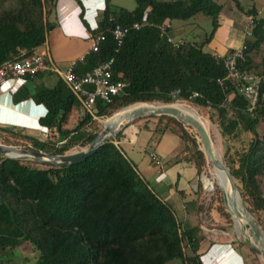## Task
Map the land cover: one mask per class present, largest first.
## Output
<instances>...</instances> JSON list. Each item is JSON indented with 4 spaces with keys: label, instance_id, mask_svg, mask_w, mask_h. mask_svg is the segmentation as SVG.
Wrapping results in <instances>:
<instances>
[{
    "label": "trees",
    "instance_id": "trees-1",
    "mask_svg": "<svg viewBox=\"0 0 264 264\" xmlns=\"http://www.w3.org/2000/svg\"><path fill=\"white\" fill-rule=\"evenodd\" d=\"M229 1L244 11L240 0ZM136 2V9L129 11L114 8L106 0L94 34H105L107 41L100 52L89 53L75 67V73L84 76L115 58L114 80L125 81L124 92L111 104L97 99L94 114L84 111L71 129L68 119L75 108L83 109L80 100L61 78L54 87L39 86L30 95L47 109L40 119L48 131L46 140L0 125V144L62 156L88 148L103 131L100 119H109L129 106L191 102L210 115L226 143L244 133L252 135L248 148L237 153V158L227 147L223 161L248 203L247 210L261 216L264 193L259 177L264 175V135L258 128L264 123V84L259 105L250 112V102L240 92L242 83L230 84L228 90L218 83L226 76V69L217 54L205 51V46L219 28L223 5L215 0ZM49 4L53 8L55 0H19L18 6L0 12V67L44 47L51 25ZM148 8V19L154 26L132 31L117 52L111 30L116 25L141 21ZM247 13L253 23L250 36L243 42L246 59L240 67L254 70L253 53L264 44V19L258 18L255 7ZM199 14L213 19V31L204 42L184 40L176 48L157 27L173 21L188 22ZM26 90H21L15 101L28 98ZM175 91L180 92L173 96ZM195 93L198 97L192 98ZM151 118H167L178 127L187 144L184 160L195 166L200 181L209 162L198 133L190 134L184 122L171 116ZM123 138L121 131L86 161L66 167L0 155V264H18L13 257L23 247L36 255L33 262L25 257L32 264H202L193 232L184 230L172 206L160 199L116 144ZM204 182L206 185V178ZM218 199V211L231 220L224 197ZM251 251L257 253V248Z\"/></svg>",
    "mask_w": 264,
    "mask_h": 264
},
{
    "label": "crops",
    "instance_id": "crops-1",
    "mask_svg": "<svg viewBox=\"0 0 264 264\" xmlns=\"http://www.w3.org/2000/svg\"><path fill=\"white\" fill-rule=\"evenodd\" d=\"M105 9L106 0H55V6L50 5L49 9L51 25L47 41L37 53H47L61 71L74 62L77 67L89 54L85 34L98 30ZM183 32L184 28L179 27L177 33ZM238 48L224 45L217 54L228 55ZM59 78L60 75L47 72L32 79L6 81L0 91V125L29 130H24L27 133L48 134L40 125L47 109L31 95L39 86L54 87ZM23 89H27L29 97L15 101ZM168 123L161 119L155 125L130 126L116 144L160 199L172 206L184 230L193 232L202 264H252V247L239 245V238L230 233V228L219 234L203 225V178L199 181L195 166L184 160L188 155L187 146L178 130ZM153 155L162 159V168L155 165ZM207 232L212 234L208 236Z\"/></svg>",
    "mask_w": 264,
    "mask_h": 264
},
{
    "label": "rangeland",
    "instance_id": "rangeland-1",
    "mask_svg": "<svg viewBox=\"0 0 264 264\" xmlns=\"http://www.w3.org/2000/svg\"><path fill=\"white\" fill-rule=\"evenodd\" d=\"M219 4L223 5V14L220 17V25L217 29L213 40L211 41L212 44H208L205 46V51L211 52V53H219L222 51V46H232L235 47H241L244 39L247 36L248 31L251 30V19L249 14L247 13L250 11L253 7L257 8L258 11V18L264 19V0H240L242 6L244 7V11L240 12L237 10L236 5L229 1V0H215ZM111 5L114 8H124L129 11H133L137 7L136 0H110ZM19 5V0H0V12L4 9H9L12 7H16ZM49 4V8L50 9ZM44 18L46 20V14H44ZM179 27L184 28L183 33H177V30ZM213 31V19L211 17L199 14L195 16L193 19H191L188 22L185 21H173L172 23V29L168 32V36L174 39L175 43L183 42L184 40L192 41L196 40L198 42H204L206 37L210 35ZM41 53V52H40ZM254 58V70L262 71L263 69V63H264V44L262 45L261 49L258 51H255L253 53ZM149 105H165L160 102L155 103H145ZM176 105H179L181 107H187L196 110L199 115L204 119V121L208 125L209 133L211 135L213 146L215 151L219 153L218 155L224 160V155L226 153L227 147H229L230 155L234 158H237V153H241L244 150H246L249 146V143L251 142L252 135L251 134H242L239 139H231L227 143L223 140L218 126L210 119V115L206 112L200 111L198 108H196L191 102L187 101H176ZM84 109L75 108L68 119L67 127L68 128H74L79 119L81 118L82 114L84 113ZM129 117H133L131 115H128ZM152 117V116H151ZM151 117H143L134 120L133 122L128 123L125 122L122 125V131H125L130 126H142L144 127L146 124H152L155 125L157 118H151ZM169 123L168 125L172 128H176L179 132L178 127L171 122L169 119L165 118ZM104 119H100V122ZM190 134L194 135L196 131L193 128H189L188 125L186 126ZM25 131H29L24 129ZM32 132V131H30ZM258 132L261 136L264 135V123H262L259 128ZM32 136L39 137L41 140H46L47 134L43 132H36V133H27ZM184 142V141H183ZM185 143V142H184ZM185 145H187L185 143ZM76 152V150L70 151L68 154ZM224 162V161H223ZM203 181L206 178V185L204 182L203 185V191H202V202L204 206V212L203 214V225L205 228L209 230H215L219 234L223 232L225 229H229L230 233L234 234L236 237L239 238L238 244L239 245H245L247 247H255L257 248V244L255 242L250 243L248 240V237L251 236V231L248 228V225L246 226V229L243 230L242 226H237L234 222V219L232 217V214L228 210V205L225 203V192L222 188L218 175L215 173V168H213L212 164L209 163L207 167V172H204L202 177ZM259 183L264 193V175L259 177ZM240 193V192H239ZM224 197V204L227 208V211L231 214V220H228L223 215L220 214L217 207L219 206V197ZM240 207L245 213L251 214L247 208L248 203L243 199V197L240 194ZM252 215V214H251ZM254 219L257 221V223L262 227L264 231V213L261 214V216L252 215ZM238 220V219H237ZM239 221V220H238ZM240 222V221H239ZM241 225L243 222H240ZM238 228V229H237ZM214 233V232H213ZM212 232H207L206 235H211ZM216 234V233H215ZM29 251V252H28ZM189 253V249L187 250ZM28 255V256H27ZM250 257H252V264H255L254 261H257V264H264V255L259 251L257 248V253H253L250 251ZM34 253L30 251V248L23 247L22 250H18L15 254L14 261H16L18 264H32L25 261V257H29L32 259V262L35 261ZM169 264H175V262H171Z\"/></svg>",
    "mask_w": 264,
    "mask_h": 264
},
{
    "label": "built area",
    "instance_id": "built-area-1",
    "mask_svg": "<svg viewBox=\"0 0 264 264\" xmlns=\"http://www.w3.org/2000/svg\"><path fill=\"white\" fill-rule=\"evenodd\" d=\"M151 8H148L141 21L135 22L130 26L116 25L111 34L119 48L125 44L126 38L132 31H141L145 27L154 26L148 19V14ZM253 21L251 20L250 25ZM161 31V36H164L174 46L179 47L183 42L175 43L174 39L168 36V32L172 29L171 23H164L157 26ZM247 36H250L248 31ZM85 40L89 42V53H98L101 51L102 45L107 41L106 35L101 33L95 35L92 32L85 34ZM245 48L242 46L228 55L217 54V57L223 61L226 69V76L218 79V83L228 90L230 84L242 83L240 92L250 102V112H253L260 102V87L264 84V73L256 70H245L240 67L246 59ZM115 58H111L95 67L91 72L84 76H78L75 73L76 63H72L65 71H61L54 64L47 53H35L32 56L23 59L8 61L0 67V91L3 84L11 79H21L26 77L36 76L40 73H54L61 76L65 84L71 89L73 94L80 100L82 108L94 114L96 101L101 99L106 103H113L114 98L124 92L127 84L123 80L115 81L113 75V66ZM180 91L172 92L173 96L179 94ZM198 97V94H193L192 98ZM2 145V144H0ZM84 150V149H82ZM82 150H76L82 151ZM153 161L157 167L162 168V159L153 155Z\"/></svg>",
    "mask_w": 264,
    "mask_h": 264
},
{
    "label": "water",
    "instance_id": "water-1",
    "mask_svg": "<svg viewBox=\"0 0 264 264\" xmlns=\"http://www.w3.org/2000/svg\"><path fill=\"white\" fill-rule=\"evenodd\" d=\"M145 104V103H144ZM143 104V105H144ZM138 104L129 106L125 109L134 107ZM174 104L170 105H150L146 110H142V113L135 115L128 122H133L136 119L143 117H151V116H171L174 117L186 125L192 127L199 135L200 141L202 142V150L204 151L206 158L213 167L220 169L223 171L228 178L231 187V206L228 204V200L225 196V203L228 205V210L232 214L234 222L236 223V219L243 222L242 228L246 229L245 225H248V228L251 231V236L248 237L250 243L255 242L257 244V248L264 255V231L262 227L257 223L254 217L249 214L239 210L237 207V195H240L237 183L229 168L223 162L222 158L215 152L213 141L209 131L203 126V124L197 119L183 114L181 111L173 108ZM123 109V110H125ZM121 110V111H123ZM112 119L102 120L101 123L103 125V131L99 134V136L91 143V145L78 152H73L70 154L62 155V156H54L51 154H46L43 152H33L29 150H23L20 148H15L11 146L0 145V155L5 158L17 159V160H34L36 163L44 166L50 167H66L72 164H78L86 161L89 157L97 152V150L108 140H115L118 134L122 131V123L123 119L113 124L110 122Z\"/></svg>",
    "mask_w": 264,
    "mask_h": 264
},
{
    "label": "bare ground",
    "instance_id": "bare-ground-1",
    "mask_svg": "<svg viewBox=\"0 0 264 264\" xmlns=\"http://www.w3.org/2000/svg\"><path fill=\"white\" fill-rule=\"evenodd\" d=\"M154 106H157V105H154ZM173 108H176L177 110L181 111L183 114L185 115H188V116H191L195 119H197L198 121H200L203 126H205V128L209 131L208 129V125L207 123L204 121V119L199 115V113L194 110V109H191V108H187V107H181L179 105H172ZM151 108L152 106H150L149 104H138L134 107H131V108H128V109H125L123 111H120L118 113H116L112 119L110 120V122H112L113 124L117 123L118 121H120L121 119H123V123L124 124L125 122L129 121L130 119H132L135 115L139 114V113H142L141 111L142 110H146L148 108ZM128 115H131L133 117H129ZM130 123V122H128ZM217 153V151H215ZM219 154V153H217ZM215 168V167H213ZM215 173L218 175V178H219V182L222 186V188L224 189V192H225V195H226V198L228 200V204L229 206H231V197H232V194H231V187H230V183L228 181V178H227V175L221 171L220 169H217L215 168ZM240 195H237V207L239 208L240 211L244 212L242 209H241V205H240ZM240 221V220H239ZM237 219H236V225L237 226H242L240 222H239ZM238 229V228H237Z\"/></svg>",
    "mask_w": 264,
    "mask_h": 264
}]
</instances>
